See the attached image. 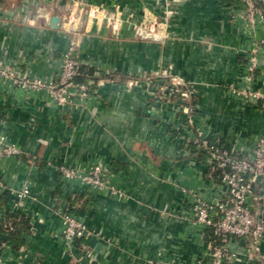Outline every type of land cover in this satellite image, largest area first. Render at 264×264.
Masks as SVG:
<instances>
[{
    "label": "crops",
    "instance_id": "obj_1",
    "mask_svg": "<svg viewBox=\"0 0 264 264\" xmlns=\"http://www.w3.org/2000/svg\"><path fill=\"white\" fill-rule=\"evenodd\" d=\"M72 1L0 0V62L55 79L77 34L79 58L95 80L88 100L61 105L45 91H25L0 76V135L21 150L0 155V179L7 189H30L17 211L28 226L15 235L16 247L1 246L7 235L0 228V264H195L206 255V237L181 188L214 200L224 187L193 137L202 131L242 154L262 134L264 99L255 104L241 92H264L263 49L255 54V76L249 72L264 19L256 14L249 21L243 0H82L103 8L97 22L105 25L78 34L49 23ZM73 19L93 20L80 9ZM111 20L118 23L113 30L106 26ZM142 20L162 24L161 42L138 40ZM155 73L176 76L190 89L191 129L154 79H143ZM96 162L122 197L58 170ZM63 211L96 234L66 240ZM14 212L13 195L1 190L0 226ZM231 245L238 264H264L248 256L243 241Z\"/></svg>",
    "mask_w": 264,
    "mask_h": 264
},
{
    "label": "built area",
    "instance_id": "obj_2",
    "mask_svg": "<svg viewBox=\"0 0 264 264\" xmlns=\"http://www.w3.org/2000/svg\"><path fill=\"white\" fill-rule=\"evenodd\" d=\"M243 1L246 4L245 17L249 21L252 22L256 14L264 19V0ZM82 2V0L72 1V5L68 6L70 11L67 20L72 21L73 6L82 12L89 5ZM78 48V41L69 42L62 53L61 71L55 79L45 80L25 72L16 65H6L2 62H0V76L25 91H45L50 98L61 105L84 102L91 96L93 81L77 80L80 66L85 64L79 58ZM259 49L264 50V39H260L252 50L249 65L251 77L255 76L257 64L255 54ZM173 81L168 83L173 84L181 100L176 110L187 117L189 123L184 125L185 129H191L195 116L193 105L187 104L191 92L185 89L183 81ZM241 93L255 104L259 99H264V92L260 90H243ZM193 141L202 151L207 152L211 166L216 164L221 168L224 187L214 200L205 198L200 190L181 188L190 196V212L206 237V255L197 259L195 264H238L239 251L231 245L235 241L244 242L243 248L249 257L264 262V130L253 142L250 152L242 154L221 146L219 138L207 136L202 131L196 132ZM20 153L19 147L0 135L1 156ZM58 170L65 178L80 180L92 190L117 197L123 196V191L111 183L107 174L109 171L100 162L82 170L79 166L60 164ZM1 190H7L13 195L15 211L23 209L24 200L30 193L27 185L21 189H7L0 179ZM62 222V234L70 242L96 234L94 229L68 211L62 212ZM1 225H6V220ZM208 233L212 236L208 237ZM1 246L9 248L10 241L7 238L2 239Z\"/></svg>",
    "mask_w": 264,
    "mask_h": 264
},
{
    "label": "rangeland",
    "instance_id": "obj_3",
    "mask_svg": "<svg viewBox=\"0 0 264 264\" xmlns=\"http://www.w3.org/2000/svg\"><path fill=\"white\" fill-rule=\"evenodd\" d=\"M93 4H89L87 5V7L83 10V18H93L92 19H89V24L88 22L87 23H79L77 20H74L73 21H69L66 19V23L64 24V28L69 29L70 26H72L73 24H76L78 27H79V30L80 31H85L86 29L87 30H91L93 28V26L95 24H100V26H104L105 24L103 23H98L97 21L99 20V18L101 17L100 15L102 14L103 12V8L99 5H95V6H92ZM72 8V6H71ZM74 10V13L72 15V17L75 18V16H77V8L73 6L72 8ZM111 14V12H110ZM112 22H109L106 24V26H108L110 28V30H113L115 28V22H113V20H111ZM150 26H154L153 29L150 28ZM161 27H162V24L156 20L154 23L152 22H147L146 20H142L141 22H139L137 25H136V30L138 32V40H142V41H146V40H150V41H154V42H161V39L158 38V35L156 33H160L159 31L161 30ZM89 28V29H88ZM151 32H154V33H151ZM78 34H80L81 32H77ZM145 33H151V34H154V38H146L144 37L145 36ZM81 36V35H80ZM70 41H80L79 39V35L75 34L72 36V38L70 39ZM148 76V77H147ZM153 76V77H151ZM143 79H147V80H152L154 79V84H155V87L156 89L159 91L160 95L167 98L168 100H174L175 101V107L177 108L178 104L181 102L180 100V96L179 94L174 90V87L172 86L173 84H170L168 83V81H174L173 82H176V80H179L176 76H173L171 74H167V73H155L154 75H150V74H145L143 76ZM185 89L189 90V88H187L185 86ZM191 98H192V94L191 96L189 97V101L187 102V104L190 106V105H193L192 104V101H191Z\"/></svg>",
    "mask_w": 264,
    "mask_h": 264
},
{
    "label": "trees",
    "instance_id": "obj_4",
    "mask_svg": "<svg viewBox=\"0 0 264 264\" xmlns=\"http://www.w3.org/2000/svg\"><path fill=\"white\" fill-rule=\"evenodd\" d=\"M92 75H93V68L86 64H83L80 66V74L77 76V80L80 82H88V81L93 80L95 82ZM219 144L227 148V146L223 143L222 140H219ZM213 168H215L216 172L219 175H221V168L218 165L214 164ZM22 225L28 226V220L26 217H24L23 215H21L19 212L16 211L8 215V218L6 219V225L0 226L1 231L3 233H6L7 239L15 247L17 245L14 240L15 235L18 233ZM211 236L212 234L208 233V237H211Z\"/></svg>",
    "mask_w": 264,
    "mask_h": 264
},
{
    "label": "water",
    "instance_id": "obj_5",
    "mask_svg": "<svg viewBox=\"0 0 264 264\" xmlns=\"http://www.w3.org/2000/svg\"><path fill=\"white\" fill-rule=\"evenodd\" d=\"M70 11L69 7H66V9L62 12L61 15H53L49 18V23L55 27H64V24L66 23V17ZM73 32H80L79 27L76 24H73L69 28ZM146 38H154V34L151 33H145Z\"/></svg>",
    "mask_w": 264,
    "mask_h": 264
}]
</instances>
